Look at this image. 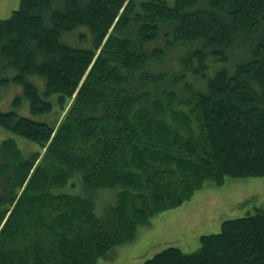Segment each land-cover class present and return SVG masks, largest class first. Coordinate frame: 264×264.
Instances as JSON below:
<instances>
[{"label":"trees","instance_id":"trees-1","mask_svg":"<svg viewBox=\"0 0 264 264\" xmlns=\"http://www.w3.org/2000/svg\"><path fill=\"white\" fill-rule=\"evenodd\" d=\"M10 13L0 88L20 86L12 105L42 118L0 110L38 146L0 137V264H92L206 182L264 175V0H18ZM141 264H264V205Z\"/></svg>","mask_w":264,"mask_h":264},{"label":"rangeland","instance_id":"rangeland-1","mask_svg":"<svg viewBox=\"0 0 264 264\" xmlns=\"http://www.w3.org/2000/svg\"><path fill=\"white\" fill-rule=\"evenodd\" d=\"M17 5L18 0H0V19L9 16ZM21 91L18 85L0 88V110L13 108L23 115L42 118L29 111L25 99L17 106L12 105L11 99ZM7 136L16 138L24 151L38 148L34 142H28L0 126V137ZM114 199L112 188L100 190L96 195V211L99 212L105 207L101 208L103 204ZM262 205L264 175L228 178L217 185L206 182L181 204L153 213L147 222L137 225L132 239L113 246L92 264H141L167 245L178 246L185 252L192 251L198 247L201 234L219 231L222 220L251 214Z\"/></svg>","mask_w":264,"mask_h":264}]
</instances>
